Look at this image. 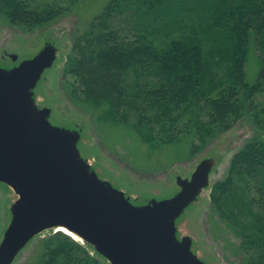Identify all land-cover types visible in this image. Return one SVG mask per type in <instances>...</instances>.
Segmentation results:
<instances>
[{"label": "trees", "instance_id": "1", "mask_svg": "<svg viewBox=\"0 0 264 264\" xmlns=\"http://www.w3.org/2000/svg\"><path fill=\"white\" fill-rule=\"evenodd\" d=\"M38 1L0 0V13L29 29L62 14ZM251 43L258 71L248 82ZM62 70L78 83L76 97L133 119L157 145L192 136L195 149L246 117L254 134L232 154L209 199L219 206L239 186L252 191L251 221L235 252L241 264H264V0H108L74 34ZM239 214L231 206L232 224ZM47 242L35 264H104L61 231Z\"/></svg>", "mask_w": 264, "mask_h": 264}, {"label": "water", "instance_id": "2", "mask_svg": "<svg viewBox=\"0 0 264 264\" xmlns=\"http://www.w3.org/2000/svg\"><path fill=\"white\" fill-rule=\"evenodd\" d=\"M6 55L11 63L0 62V187L15 198L0 236V264H13L45 230L75 236L109 264H213L195 253L192 237L181 235L177 224L209 188L220 159L203 158L188 177L177 175L172 195L141 201L145 195L127 193L91 166L79 149L80 129L54 123L51 108L38 105L35 89L56 60L54 44L45 42L21 60L16 52Z\"/></svg>", "mask_w": 264, "mask_h": 264}, {"label": "rangeland", "instance_id": "3", "mask_svg": "<svg viewBox=\"0 0 264 264\" xmlns=\"http://www.w3.org/2000/svg\"><path fill=\"white\" fill-rule=\"evenodd\" d=\"M107 1L39 0L61 7L62 14L49 23L38 24L30 29L11 24L0 13V62L11 63L6 53L21 54L18 55V60H21L24 54L30 55L40 49L43 43L52 42L57 48V57L35 89L38 105L46 104L51 108L50 119L54 123L80 129L79 149L83 156H87L91 166L102 176L120 184L127 193L145 195L141 201L172 195L177 175L188 177L203 158H219L217 170L210 174L209 188L204 189L196 203L189 207L191 209L178 222L177 228L181 235L192 237L195 253L207 262L241 264V255L235 251L239 245L240 232L246 230L251 221L248 209L249 197L253 193L247 187L239 186L222 199L219 206L210 202L209 193L212 184L223 176L232 154L254 134V128L246 117H242L230 129L207 139L195 149H191L190 143L199 141L192 136L182 138L179 142L157 145L146 129L138 130L135 127L133 119L129 118L128 122L115 119L107 107H96L85 102L79 94L76 97L75 93H79L80 87L73 77L64 75L62 67L74 34L85 27ZM166 27H161L158 32L160 37L156 44L163 41ZM257 71L258 50L251 43L245 65L246 80L254 81ZM14 198V194L0 187V236L8 219V205ZM231 206H236L240 211V219L233 224L228 217ZM53 233V230H45L36 235L13 264L37 263L47 252V241ZM84 247L98 257L89 247ZM98 258L104 264H109Z\"/></svg>", "mask_w": 264, "mask_h": 264}, {"label": "bare ground", "instance_id": "4", "mask_svg": "<svg viewBox=\"0 0 264 264\" xmlns=\"http://www.w3.org/2000/svg\"><path fill=\"white\" fill-rule=\"evenodd\" d=\"M73 238L76 239V240H78V241H80V239L76 238L75 236H73Z\"/></svg>", "mask_w": 264, "mask_h": 264}]
</instances>
